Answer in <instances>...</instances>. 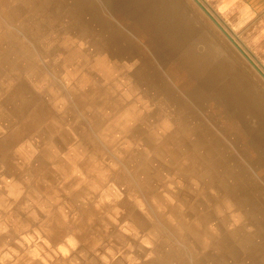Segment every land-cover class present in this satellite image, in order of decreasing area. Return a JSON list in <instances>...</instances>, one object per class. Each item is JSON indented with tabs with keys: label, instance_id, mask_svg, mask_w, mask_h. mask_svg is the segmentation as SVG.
<instances>
[{
	"label": "bare ground",
	"instance_id": "obj_1",
	"mask_svg": "<svg viewBox=\"0 0 264 264\" xmlns=\"http://www.w3.org/2000/svg\"><path fill=\"white\" fill-rule=\"evenodd\" d=\"M73 1L0 0V20L28 24L42 37L43 27L26 17L25 9L30 8L37 15L52 13L51 18L64 22L65 33L84 38L90 32L83 24L84 12L72 7ZM1 21L0 82L6 88L0 90V209L4 210H0V264H42L29 259L19 232H28L27 236L34 232L29 236L33 241L43 239L30 250L46 256L44 264H264V191L252 185L249 170L233 156L220 126L216 123L215 131L181 97L201 102L191 82L184 78L180 84L185 88L177 95L168 84L158 83L161 78L149 57L136 50L129 90H144L140 101L146 111L138 110L133 102L113 100L107 90L78 85L64 94L50 87L33 94L23 77L40 82L41 67L27 47L20 44L17 48L16 31L4 30ZM149 22L156 32L157 20L152 17ZM105 25L91 27L96 31L88 42L93 53L102 52L99 39L105 38ZM182 63L198 72L202 85L216 88L215 77L200 74L190 60ZM89 110L91 118L85 122L81 115ZM141 151L147 156L146 164ZM108 157L112 164L107 167ZM115 159L118 165H126L128 175L137 177L152 209L145 204L147 199H140ZM107 182L124 187L123 194L135 195V202L118 199ZM157 197L166 204H160ZM118 209L124 211L121 229L106 221L109 211ZM161 225L168 233H163ZM96 229L98 235L92 232ZM137 232L152 243L149 251L142 252L136 245ZM59 249L65 250V257ZM119 249L124 259L105 261ZM144 254L152 257L146 260Z\"/></svg>",
	"mask_w": 264,
	"mask_h": 264
},
{
	"label": "rangeland",
	"instance_id": "obj_2",
	"mask_svg": "<svg viewBox=\"0 0 264 264\" xmlns=\"http://www.w3.org/2000/svg\"><path fill=\"white\" fill-rule=\"evenodd\" d=\"M199 1L203 3L205 9L235 40L250 61L229 41L193 0H74L72 7L79 9L82 13L84 12L83 24L88 27V31L90 32L84 38L65 33L63 28L65 26L64 22H57L56 19L51 18L50 16L52 15L50 14L52 13L49 15H37L30 8L25 9L26 17L43 27L45 34L41 35L42 37L35 35L32 28L23 22L19 21V24L15 23L14 25L0 21L4 30L14 29L16 31L18 40L15 41V45L17 48L20 44L27 47V50H25H30L35 54V58L41 67L40 82L33 81L31 76L23 77L24 84L27 85L33 94L41 93V91L49 87L53 92L59 89L64 94V92H69L72 85H78L84 88H93L94 90H107L113 100H119L121 103L133 102V104H137L139 107L138 110L142 109L146 111L143 109L144 104L140 101L144 90L139 86V90L136 92L129 90L132 89L130 86L132 85L130 82L132 81L131 73L134 64H136V58L132 53L136 50H141L143 54L149 57L152 65L156 68L155 73L161 78L158 83L168 84V86H171L178 92L174 91L177 95H182L185 87L181 86L180 83L184 82L185 78L194 85L202 99H200L201 102H197L187 96L181 97L187 99L193 105V110L203 118L206 124L212 126L215 131H217L216 127L220 126L219 131L222 132L224 141L231 146L233 156L244 168L249 170V175L253 179L252 185L264 191V78L257 70L258 68L264 74V65L256 60L257 58L250 52L251 48L244 46L240 38H234L231 30L224 23H220L217 20L206 0ZM175 3L178 7H176ZM152 17L158 23L156 27L157 33L153 31L152 25L149 22V18ZM63 20L66 21L67 19L63 18ZM99 23H106L104 27L106 33H103L105 38L99 39L100 41L103 40L101 42L102 52L96 54L95 52L93 53L94 49L89 47L88 42L91 37L96 35V31L91 27ZM143 29L148 30V35L146 32L141 31ZM160 30L163 32H159ZM187 30L191 32V36L186 32ZM149 35L151 38L148 39ZM87 37L89 39H86ZM13 54L14 58H19L16 52ZM182 60H188V62L190 60L195 63L200 68V74L203 73L207 77H215L217 82L216 88L202 85L201 80L198 79V72L182 63ZM14 72L18 74L16 71ZM133 83L135 82L133 81ZM5 86L4 83L0 82L1 91L6 88ZM57 110L61 112L59 103ZM90 112L92 111H86L81 115L85 122L91 118ZM103 115L107 116L109 114L104 112ZM166 118L167 116L164 114V119L166 120ZM103 119H106V117ZM148 122H146V119L143 120L144 127L147 131H150L151 129L146 126ZM160 130L156 129L155 133L157 135L160 134ZM166 130L163 126L161 131L165 133ZM139 155L141 156L142 163L146 164L148 159L145 152L141 151ZM60 156L62 155L60 154ZM109 158L106 161L107 167L108 164H112ZM255 160L257 163H255ZM115 162L117 164L116 159ZM252 162L254 165L251 164ZM117 166L122 170L124 176L128 178L130 185L135 187V190L139 192L140 199H147L148 201L145 200V204L151 207L152 202L150 197L145 198L140 190L142 184L139 183L138 185L136 183L137 177L135 178L132 173L127 174L125 164H117ZM148 166L146 165V167ZM149 167L152 169V166ZM100 169H103V166H100ZM5 172L10 174V171L8 172L6 169ZM103 175L99 177L103 178ZM151 178H153L152 175ZM154 178L156 181L159 179L155 176ZM105 185L113 187L115 196L118 199L131 198V201L135 202V195L129 197L123 194L125 192L124 187L117 188L119 185L116 184L114 186V182H107ZM249 189L252 191L251 185ZM87 190L89 192V188ZM93 198L98 200V197ZM157 199L160 204H166L162 198L157 197ZM86 200L90 203L93 202L90 198ZM0 210L1 212L4 211ZM109 212L111 213L107 214L106 221L111 222L116 227L118 225L119 228L121 226L119 225L120 218L124 214V211L118 209ZM228 216H231V214H228ZM109 227L115 229L114 226L110 225ZM160 227L164 234L168 233V231L165 232L164 226L161 225ZM92 232L96 235L100 233L97 229ZM19 233L21 238L20 245L23 249L27 250V253L29 251V259L39 261L42 264L46 263L48 261L46 256H43V254L33 255L31 251L33 246L42 244L43 239L33 241L32 237L29 236H32L34 232L29 236H27L28 232ZM137 233L139 242L136 245L141 248L142 252H145L144 250L149 251L153 246L152 243L146 241L142 233ZM132 234L134 233L132 232ZM27 246L29 248H25ZM178 246L180 247V245ZM133 250L134 248L131 249V251ZM119 252L120 249L116 252V256L108 255L109 258L105 257V261L112 260L113 258L116 261L124 259L126 256L124 257ZM58 253L60 256L65 257V250L59 249ZM9 257L13 259L12 255ZM151 257L149 254L142 255V258L146 260ZM78 264L87 263L85 261Z\"/></svg>",
	"mask_w": 264,
	"mask_h": 264
},
{
	"label": "crops",
	"instance_id": "obj_3",
	"mask_svg": "<svg viewBox=\"0 0 264 264\" xmlns=\"http://www.w3.org/2000/svg\"><path fill=\"white\" fill-rule=\"evenodd\" d=\"M206 1L217 20L231 30L234 38H240L244 46L251 48L256 60L264 65V0Z\"/></svg>",
	"mask_w": 264,
	"mask_h": 264
},
{
	"label": "water",
	"instance_id": "obj_4",
	"mask_svg": "<svg viewBox=\"0 0 264 264\" xmlns=\"http://www.w3.org/2000/svg\"><path fill=\"white\" fill-rule=\"evenodd\" d=\"M195 4L209 17V19L217 26V28L229 39V41L246 57L244 52L240 49L235 40L224 30V28L215 20V18L205 9V7L200 3L199 0H193ZM247 58V57H246ZM248 59V58H247ZM249 60V59H248ZM250 61V60H249ZM258 72L263 76L264 74L258 70Z\"/></svg>",
	"mask_w": 264,
	"mask_h": 264
}]
</instances>
